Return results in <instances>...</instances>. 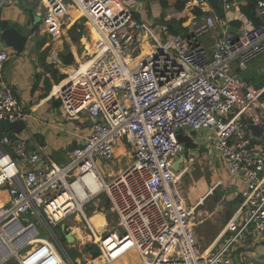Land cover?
Instances as JSON below:
<instances>
[{
  "label": "built area",
  "instance_id": "built-area-1",
  "mask_svg": "<svg viewBox=\"0 0 264 264\" xmlns=\"http://www.w3.org/2000/svg\"><path fill=\"white\" fill-rule=\"evenodd\" d=\"M208 1H188L174 13L191 19L184 35L138 20L118 0H38L41 24L53 39L73 7L100 36L96 51L49 93L76 128L83 116L91 125L83 142L67 151L65 164L48 159L41 165L45 146L35 151L27 137L0 133V189L10 191L9 203L0 205V264H80L56 231L60 227L70 239L74 228L60 224L72 216L84 220L89 241L98 246L99 256L92 252L88 259L94 264H121L134 253L139 264H232L235 245L247 235L264 236V149L249 128L264 127V88L245 82L233 68L237 63L245 70L264 54V0H254L253 17L236 35L228 26L237 0H216L224 17L209 9L194 21L195 9L204 10ZM8 2L0 0V10ZM217 25L222 32L209 50L200 38ZM9 57L8 49H0V122L11 123L25 120L26 111L3 80ZM192 132L199 136L193 139ZM180 133L191 136L194 146L180 142ZM207 138L211 158L242 181V202L203 249L193 219L200 203L189 207L180 184L199 162ZM122 148L131 158L107 181L100 163H114ZM101 195L117 221L97 231L84 209ZM39 227L46 239L39 238Z\"/></svg>",
  "mask_w": 264,
  "mask_h": 264
},
{
  "label": "crops",
  "instance_id": "crops-1",
  "mask_svg": "<svg viewBox=\"0 0 264 264\" xmlns=\"http://www.w3.org/2000/svg\"><path fill=\"white\" fill-rule=\"evenodd\" d=\"M118 1L119 4L129 8L138 20H143L146 22L150 21V23H152V25L156 28L158 25H161V28H165L168 33H171L168 24L173 23V20L179 23L183 20L182 25L187 28L188 34V22L191 19L188 16L184 15L176 16L174 14L175 12L169 15L166 14V16L164 17L163 9L162 7H159L161 6L159 0L153 1L152 6L155 7L156 5V7H159L162 12H156V14L153 15L155 19L151 20H149L151 16H148L149 14L147 15L144 12V8L147 6V4L150 7L149 1L144 0V8L143 6L141 8L135 7V5H139V2L142 1L143 3V0H137L135 2V5L133 4L134 7L129 2H125L124 0ZM237 2L238 3L234 8L233 13H231V15L234 17L228 26V30L234 35L238 34V31L244 20L246 19V17H249L247 13L244 12V9L246 8V2L244 0H237ZM8 3L9 6L3 8V12L1 15L2 19L9 20L12 23L20 24L22 26L20 27V31L29 37V40L25 47V49L28 48V50H26V52L24 53V49V51L17 56H15L16 51L14 49L9 48L4 44H0V49L6 48L10 53L9 60L6 62L5 68L3 70V80L10 87H12L18 101L25 107L26 111V128L18 134L29 139V148L32 150L36 151L37 149H39V146H45V150L43 151V154L45 155H43L41 165L43 163L47 164L48 159H51L58 164H63L67 160V151L71 147L82 143L84 137L89 133L91 119L83 116L81 120V128H76V121L72 120L64 113L63 109L59 105V99H57L56 97H51L49 95L54 84L52 85L49 93H47L46 81L52 80L53 77L50 71H48L47 68H45V66L43 65V61L45 60V63H48L49 65L53 64V66L58 69V75L63 74L66 77L68 73L72 72V69L77 65L79 61L83 62L87 55H90L94 51H96L97 45L95 44L96 42H98L99 44V42H101V39H97L96 32L94 29H92L91 26L87 24L86 18H84V13L76 7L70 9L69 22H67L68 24L66 26H63L60 37L53 39L48 33H46L45 27L41 24V18L38 16V3L35 7V14L40 21L39 31L37 35H28L27 31L25 30V24L28 18L27 15L18 6V0H9ZM202 6L204 10L200 8L195 9L194 14L196 15V18L194 19V21L202 19L203 16L208 13L209 9L214 10L209 1L204 2ZM198 9L204 12V15L199 16L200 14L197 13ZM221 32V26L217 25V27L213 29L209 34L203 35L200 38L201 44L209 50L212 49L216 38L219 37ZM180 34H184V32ZM45 37H47L48 40L41 47H38V43H40L42 38ZM144 47L148 50V47H146V45ZM66 50L70 51L74 56V62L69 65L65 64L61 59V53ZM234 64L237 65V63ZM236 65L233 66L235 72L237 74H240L242 79L251 85L253 84L248 80L250 76H260L264 74V67H259L256 71H250L249 67H247V69L243 71H236ZM7 131L8 132L6 134H12V136H14L15 133L9 130ZM197 136H199L197 132H192L193 139ZM258 137L261 138L259 143L264 149V137ZM189 144H192L191 147L194 146L193 141ZM212 144V140L207 138V142L200 145L201 152L199 154V161L206 160L209 168L211 169V181H207V175H205L200 169V171L194 172L192 178L195 182L193 183V185L189 184L188 187L190 188L188 192L190 190L194 192L196 186L199 185L201 181L206 180L207 184L205 185V188L201 193L195 195L193 203H201V201L203 202L206 197L213 194V190L216 187H219L220 191L224 193V196L221 199L222 205H226L227 202L232 201L239 195V191L242 187V181L240 179L231 178L227 170L220 164V161L213 160L211 158L213 155ZM121 150L123 151V148L119 149V151ZM122 154L125 155L121 156ZM124 156H126V151L119 153L116 161L120 162ZM190 174L191 172L188 175ZM188 175L187 177L189 179ZM184 180L187 181V178H185ZM0 194L2 195L0 198L2 203H0V205L8 204L10 201L9 189L1 188ZM226 207L229 210L230 207L228 205H226ZM227 212L225 221L229 219ZM96 214L97 215H93V218H95L98 223L103 224V222L106 221L104 214L102 212ZM74 219L77 221L81 220L80 216ZM93 226L97 229V226L95 224ZM59 229L62 232L63 236H65V239H63L65 240V243L67 240L70 241V239L66 237L67 233H65L64 235L62 229L60 227ZM73 231L75 232V228L73 229ZM221 231L222 230H220L218 234L213 236L212 241H214L218 237V235H220ZM227 237L228 234L221 240V243H223ZM39 238L46 239V236H39ZM235 250H237V254L234 256L236 262L235 264H264V236L262 235H247L246 239L235 247ZM88 252L92 253V251ZM85 259L87 260L89 258ZM76 261L81 264L79 256H77ZM130 262L131 264H139V257L137 253H134L132 254V256L128 257L127 261L123 264H129ZM12 264L19 263L16 260H13ZM86 264L94 263L90 262L89 260Z\"/></svg>",
  "mask_w": 264,
  "mask_h": 264
},
{
  "label": "rangeland",
  "instance_id": "rangeland-1",
  "mask_svg": "<svg viewBox=\"0 0 264 264\" xmlns=\"http://www.w3.org/2000/svg\"><path fill=\"white\" fill-rule=\"evenodd\" d=\"M125 2H129L133 7L135 5V2L137 0H124ZM146 1H149L150 2V7L147 6L144 8V0H143V3L142 1L139 2V5H135V7H139L141 8L143 6L144 8V12L148 15V16H151L149 18V20L151 19H155V17L153 16L154 14H156V12H162L160 10L159 7H153L152 6V2L153 1H156V0H146ZM134 4V5H133ZM5 6H9V3H7ZM153 10V11H152ZM3 12V10H2ZM151 12V14H150ZM161 16V15H159ZM158 16V17H159ZM150 22V21H149ZM161 25H158L157 28H160ZM23 30V29H22ZM24 32V31H23ZM26 50H28V48L25 49L24 53L26 52ZM20 53L18 52H15V56L19 55ZM236 65V64H233V66ZM237 66V70L236 71H243L241 69H239L238 65ZM248 67H249V70L250 71H256L259 67H264V54H261L259 55L258 57H256L255 59H253L252 61H250L248 63ZM5 72V71H4ZM239 76L241 77V75L239 74ZM259 76V75H258ZM256 75H252V77H258ZM242 78V77H241ZM127 149L123 148V151H126ZM122 150L119 151L116 156L119 155V153L123 152ZM127 152V156H124L120 162H112V163H104V162H101L100 163V166L104 172V174L106 175L107 177V181H109V178H108V173H111V172H118L119 169L121 167H124L127 162L129 161V159L131 158V152L129 150L126 151ZM125 154H122L121 156H123ZM68 161V159L66 160V162ZM65 162V163H66ZM63 163V164H65ZM109 168V169H108ZM203 171V173L205 175H207V181L210 182L211 181V169L209 168V165L207 164V161L206 160H202V161H199V162H196V164L193 166L192 170H191V174L188 175L189 176V179L186 181V180H182L180 186H181V190L183 192V194L186 196L187 198V203H188V206L191 207V206H194V205H197L198 203H190L191 201V197H189V193H191L192 191L189 190L190 187L189 184L193 185V183L195 182L194 179L192 178L193 177V174L194 172H197V171ZM196 178V177H195ZM210 178V180H209ZM207 181L206 180H203L199 183V185L196 186V188L194 189V193H193V196L194 195H198L199 193H201L203 191V189L205 188V185L207 184ZM188 193V195H187ZM200 200V199H199ZM102 201H103V198H102V195L99 197V198H96L93 202L89 203L84 211L90 221V223L92 225H96L97 226V231H103L104 228L107 224V229L110 230L112 229L113 227L116 226V216L114 215V213L111 211V210H105V203H104V207H102ZM104 202H106V200H104ZM221 200L217 203H215L214 201L209 200L205 203V205H203L204 207H199L197 208L194 213H193V219H194V222L196 223V232H197V235H198V239H199V242L201 244V248L205 249L207 248L213 241V236H215L216 234H218L220 232V230H222L223 228V225L225 226L227 221H225V216H226V212H227V207L226 205H222V202L220 204ZM200 204H204V201ZM220 204V205H218ZM111 208V207H110ZM101 210V211H99ZM103 213L104 214V217L106 219L105 222H103V224H100L96 221L95 218H93L94 216L93 215H97L96 213ZM108 213L111 215V216H108ZM99 217V216H97ZM110 217V218H109ZM81 218V217H80ZM95 219V221H94ZM82 220V218H81ZM77 221L74 219V217H70L68 221H63L60 226L62 225H65V227H70V228H75V232L70 229L68 230V234L70 235V241H67V248L69 249V253L71 254L72 258L76 259L77 260V256L80 257V260H81V264H86L88 261V259L86 260L85 258H90V255L91 254L90 252L88 251H94L96 248H98V246L96 244H94L91 240L89 241L88 237H87V233H89L88 231V227H87V224L84 222V220L82 221ZM33 221L36 222L37 219L36 218H33ZM40 225V224H39ZM38 225V226H39ZM81 229V230H80ZM39 230H40V236L41 237H48V235L46 234V232H44V230L39 227ZM58 235L60 236V238L62 239V232L60 231V229H56ZM63 240V239H62ZM221 243V242H220ZM219 243V244H220ZM90 245L92 246L91 249H87V246ZM236 247V245H235ZM80 251H82L80 253ZM235 251V250H234ZM233 251V255H232V264H235V255L237 254V250L234 252ZM85 256V257H84ZM99 256V255H98ZM97 256V257H98ZM97 257H93L94 259L97 258ZM14 259H10L8 260V262H6L7 264H12ZM4 263V264H6ZM121 264H123V262H121ZM131 264V262L129 263Z\"/></svg>",
  "mask_w": 264,
  "mask_h": 264
},
{
  "label": "trees",
  "instance_id": "trees-1",
  "mask_svg": "<svg viewBox=\"0 0 264 264\" xmlns=\"http://www.w3.org/2000/svg\"><path fill=\"white\" fill-rule=\"evenodd\" d=\"M188 1L189 0H159V3L163 9V16L165 17L166 14L169 15V14H172V13L177 12V11H183ZM244 1L246 2V8L244 9V12L247 13V15L249 17H253V15H254V0H244ZM209 2L212 5L213 9L216 11V13L220 17H224L225 13H224L222 7L220 6V4L216 0H209ZM37 3H38V0H18V6L27 15V18H28V20L25 24V30L27 31L28 35H31V34L37 35L38 31H39L40 21L38 20V17L35 14V7H36ZM197 13L200 14L199 16L204 15V12H202L199 9L197 10ZM1 15H2V11L0 10V31L3 29H6L8 27H16L20 30V27H22L20 24L12 23L9 20H4V19H2ZM182 22H183V20L180 21V23L173 20V23L168 24L169 30L171 32L170 34H180V33L184 32V34L187 35V28L182 25ZM47 40H48L47 37L42 38L41 42L38 43V47H41L43 44H45V42ZM66 51L61 53V59L65 64L69 65V64L74 62V56L70 51H68V50H66ZM43 65L45 66V68H47L48 71H50V73L53 77L52 80L46 81L47 93H49L52 85L59 83L61 80H63L65 78V75H63V74L58 75V69H56L53 66V64L49 65L48 63H45V60L43 61ZM248 80L255 87H258V88L264 87V74L258 76L257 78L250 76ZM263 98H264V93H263ZM59 105L61 106L60 99H59ZM7 132L8 131L5 129L0 130L1 134L7 133ZM10 136H12V134H10ZM191 146H192V144H188V147H191ZM185 178H187V180H188L187 175ZM193 193L194 192H192L188 195L189 197H191L190 203H193L194 199H195V195L193 196ZM1 196L2 195L0 194V198H1ZM223 196H224V193H222L220 191L219 187H216L213 190V194L206 197L204 200V204L199 205L198 208L199 207L203 208L204 207L203 205H205V203L207 201H209L210 199H212L215 203H217L223 198ZM104 200H106V202H104ZM241 202H242V198L239 195L235 199H233L232 201L227 202V205L230 207L228 212H227L229 219L231 218V216L233 215L235 210L239 207ZM0 203H2L1 200H0ZM104 203H105L104 209L110 210V202H109L107 197L104 198L103 202L101 203L103 207H104ZM99 211H101V210H99ZM108 216H111V215L108 213ZM62 239H65V236L62 235ZM91 248H92V246H90V245L87 246V249H91ZM99 253L100 252H99L98 248H96L93 251V257H97L99 255Z\"/></svg>",
  "mask_w": 264,
  "mask_h": 264
},
{
  "label": "water",
  "instance_id": "water-1",
  "mask_svg": "<svg viewBox=\"0 0 264 264\" xmlns=\"http://www.w3.org/2000/svg\"><path fill=\"white\" fill-rule=\"evenodd\" d=\"M29 40V37L26 34H23L16 27H8L0 31V44H4L5 46L14 49L16 52L22 53L26 47V44ZM0 125L3 129L9 130L13 133H20L22 130L26 128V121L24 119L8 123L6 121H1ZM249 128L252 129L253 133L258 136H263V127L259 125H249ZM178 139L180 142L189 144L193 141L192 137L189 135H185L180 133L178 135ZM4 147L14 156V151L9 145H4ZM184 156L182 155L177 162L174 163V168L176 170L179 169V163L183 162Z\"/></svg>",
  "mask_w": 264,
  "mask_h": 264
},
{
  "label": "bare ground",
  "instance_id": "bare-ground-1",
  "mask_svg": "<svg viewBox=\"0 0 264 264\" xmlns=\"http://www.w3.org/2000/svg\"><path fill=\"white\" fill-rule=\"evenodd\" d=\"M94 29V28H93ZM95 30V29H94ZM95 32H96V30H95ZM96 35H97V39H99L100 40V36H99V34L96 32ZM147 49L144 47V53H147Z\"/></svg>",
  "mask_w": 264,
  "mask_h": 264
},
{
  "label": "clouds",
  "instance_id": "clouds-1",
  "mask_svg": "<svg viewBox=\"0 0 264 264\" xmlns=\"http://www.w3.org/2000/svg\"><path fill=\"white\" fill-rule=\"evenodd\" d=\"M2 11V10H1Z\"/></svg>",
  "mask_w": 264,
  "mask_h": 264
}]
</instances>
